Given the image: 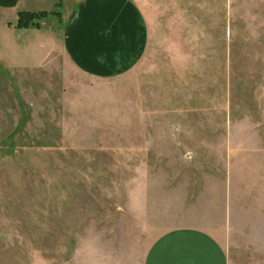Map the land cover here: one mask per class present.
I'll return each mask as SVG.
<instances>
[{"label":"rangeland","instance_id":"rangeland-1","mask_svg":"<svg viewBox=\"0 0 264 264\" xmlns=\"http://www.w3.org/2000/svg\"><path fill=\"white\" fill-rule=\"evenodd\" d=\"M81 1L0 0V264H144L199 224L264 264V0H136L144 56L104 75L64 50Z\"/></svg>","mask_w":264,"mask_h":264},{"label":"crops","instance_id":"crops-1","mask_svg":"<svg viewBox=\"0 0 264 264\" xmlns=\"http://www.w3.org/2000/svg\"><path fill=\"white\" fill-rule=\"evenodd\" d=\"M63 41L75 67L110 74L139 64L147 47L148 24L136 0H82L65 20ZM144 264L229 262L223 245L199 224L163 233L148 250Z\"/></svg>","mask_w":264,"mask_h":264},{"label":"trees","instance_id":"trees-1","mask_svg":"<svg viewBox=\"0 0 264 264\" xmlns=\"http://www.w3.org/2000/svg\"><path fill=\"white\" fill-rule=\"evenodd\" d=\"M13 4H14V2H13ZM13 4H12V5H13Z\"/></svg>","mask_w":264,"mask_h":264}]
</instances>
